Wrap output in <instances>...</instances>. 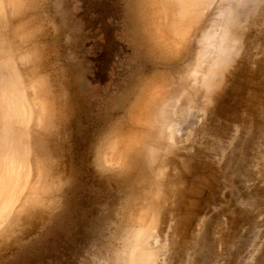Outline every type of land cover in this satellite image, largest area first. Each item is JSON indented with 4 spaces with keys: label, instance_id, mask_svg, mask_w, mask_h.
Returning a JSON list of instances; mask_svg holds the SVG:
<instances>
[{
    "label": "rangeland",
    "instance_id": "obj_1",
    "mask_svg": "<svg viewBox=\"0 0 264 264\" xmlns=\"http://www.w3.org/2000/svg\"><path fill=\"white\" fill-rule=\"evenodd\" d=\"M231 1L174 58L149 48L137 0H2L0 73L56 112L32 141L51 179L0 264H264V0ZM147 83L162 93L138 125Z\"/></svg>",
    "mask_w": 264,
    "mask_h": 264
},
{
    "label": "bare ground",
    "instance_id": "obj_2",
    "mask_svg": "<svg viewBox=\"0 0 264 264\" xmlns=\"http://www.w3.org/2000/svg\"><path fill=\"white\" fill-rule=\"evenodd\" d=\"M12 1L10 0V3ZM215 1L137 0L140 10L139 20L148 39L149 48L158 55L166 54L174 58L183 56L189 51L190 44L193 42L197 31H202V28L204 29L205 25L208 24L209 12ZM222 1L217 0V4ZM231 2H234V0ZM2 4L3 2L0 0V15L3 13ZM206 33L204 34L206 35ZM205 35L203 36L204 40L207 38ZM220 35H222L221 32ZM206 43L208 44L207 39ZM3 61L8 60L4 59ZM38 86L35 81L21 80L14 72L12 74L0 73V240L21 216L25 215L43 199L47 184L51 179L45 178L46 173L42 160L36 157L37 155L34 158L32 141L35 136L45 130L49 123V115L52 112L54 114L56 111L52 103L53 97L45 94ZM149 86H151V83ZM161 93V87L154 86V84L149 88H144V95L142 97L140 95L137 101L139 109L136 107L139 114L137 112L138 116L136 115L135 122L138 125H142L145 120V110L150 106L153 99L160 96ZM132 143V138H128L127 142L124 139H117L113 143L107 164H115L117 167L122 166L124 163L121 161L123 159L121 152L122 150L128 151ZM153 219L148 231L157 229H154L156 223ZM132 263L144 264L143 255L138 253L134 255Z\"/></svg>",
    "mask_w": 264,
    "mask_h": 264
}]
</instances>
